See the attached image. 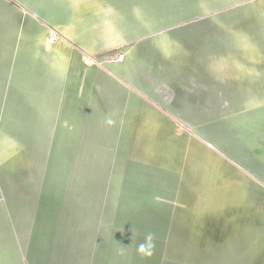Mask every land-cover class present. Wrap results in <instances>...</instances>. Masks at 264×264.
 Instances as JSON below:
<instances>
[{
  "label": "crops",
  "instance_id": "0c3cea01",
  "mask_svg": "<svg viewBox=\"0 0 264 264\" xmlns=\"http://www.w3.org/2000/svg\"><path fill=\"white\" fill-rule=\"evenodd\" d=\"M219 11L0 0V264H264V85L218 49ZM45 151L65 173L50 215ZM109 168L108 214L90 191Z\"/></svg>",
  "mask_w": 264,
  "mask_h": 264
},
{
  "label": "rangeland",
  "instance_id": "374dc122",
  "mask_svg": "<svg viewBox=\"0 0 264 264\" xmlns=\"http://www.w3.org/2000/svg\"><path fill=\"white\" fill-rule=\"evenodd\" d=\"M218 6L219 10H221L218 14V49L223 52L225 49L227 50L226 45L228 44V50L233 52L235 62L237 61V63L234 64L235 73L244 70V73L248 72L253 75H258L260 78L262 77L259 80H261V84L264 85V0H218ZM222 26L224 28H222ZM225 27L228 28L225 29ZM225 38H227V44L222 41V39ZM242 56H244V59L248 62L247 65L245 64L246 67H243V65L239 63ZM224 65L225 62L219 64V69L224 67ZM255 80L258 79L255 78ZM41 160V182L43 186L41 196L42 212L43 215H50L55 211V207L51 204H57L59 201H62V199H59L62 198L61 190L53 188L59 187L57 184L53 183L58 182L59 178L63 180L65 173L64 171L62 172V168L58 169L55 168V165L53 166L55 160L57 161L58 159L50 157L48 151L43 152ZM30 164H32V159H27V165ZM57 170H59V172ZM113 172L114 171H111L109 168L107 172H104L106 174L99 175L98 183L104 186L103 189L95 188L94 191H90V193L94 194V203L96 205L99 203V208L97 209L101 213L109 214L113 212L114 204L117 203L118 198L116 188L114 187L115 185L123 184V181H114V179H119L120 175L124 176L125 174ZM79 179H82V174L79 175V178L78 174H74L73 181L78 183ZM63 185L66 187L65 184ZM62 190H65V188ZM98 193L102 194L98 196ZM97 198L99 200H97ZM93 208H96V206H92V209ZM116 208H118V206H116ZM94 210L97 211L96 209ZM60 213L61 212H59V214ZM138 240L144 241L145 238L138 235Z\"/></svg>",
  "mask_w": 264,
  "mask_h": 264
},
{
  "label": "clouds",
  "instance_id": "9594fccd",
  "mask_svg": "<svg viewBox=\"0 0 264 264\" xmlns=\"http://www.w3.org/2000/svg\"><path fill=\"white\" fill-rule=\"evenodd\" d=\"M109 125L113 124V121L111 119H108L106 121ZM152 248H153V236L152 234H148L145 237V242L139 244L138 246V252L143 255H148L150 256L152 254Z\"/></svg>",
  "mask_w": 264,
  "mask_h": 264
},
{
  "label": "built area",
  "instance_id": "2783aa9c",
  "mask_svg": "<svg viewBox=\"0 0 264 264\" xmlns=\"http://www.w3.org/2000/svg\"><path fill=\"white\" fill-rule=\"evenodd\" d=\"M53 41V39H51ZM120 58L122 57L121 55L119 56Z\"/></svg>",
  "mask_w": 264,
  "mask_h": 264
}]
</instances>
